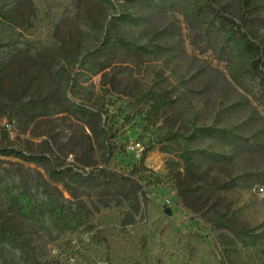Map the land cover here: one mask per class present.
Instances as JSON below:
<instances>
[{
	"label": "rangeland",
	"instance_id": "374dc122",
	"mask_svg": "<svg viewBox=\"0 0 264 264\" xmlns=\"http://www.w3.org/2000/svg\"><path fill=\"white\" fill-rule=\"evenodd\" d=\"M5 7L11 38L23 44L2 52L0 147L49 153L58 168L73 166L89 179L73 192L88 207L92 224L59 239L0 196L1 219L32 252L56 264H228L222 247L234 229L264 230V189L219 185L238 176V166H186L162 149L171 132L187 136L196 126H215L219 112L227 117L222 108L243 100L221 64L211 60L212 68L195 73L207 65L205 54L187 44L169 61L132 46L100 51L96 58L106 68L85 89L93 91L104 114L90 112L83 119L67 110L71 93L52 68L56 61L99 46L114 15L145 16L146 22L122 24L116 32L132 44H147L149 34L171 24L185 33L180 14L148 13L137 0H23ZM147 90L169 103L154 113L139 100ZM237 109L231 119L240 121L247 112ZM194 146L221 150L210 140ZM95 166L133 176L145 194L122 178L105 187L94 179ZM0 170V184L4 175L47 180L44 166L17 157L1 156ZM262 246L240 244L239 264H260Z\"/></svg>",
	"mask_w": 264,
	"mask_h": 264
},
{
	"label": "trees",
	"instance_id": "16d2710c",
	"mask_svg": "<svg viewBox=\"0 0 264 264\" xmlns=\"http://www.w3.org/2000/svg\"><path fill=\"white\" fill-rule=\"evenodd\" d=\"M0 62L3 51H11L23 44L20 38H11L8 30V9L13 2L23 0H0ZM148 13L180 14L183 18L185 33L175 24L160 29L147 36V44H132L116 32L122 24H139L147 19L142 15L129 12L114 15L100 45L86 49L81 56H66L53 64L55 74L66 84V92L71 93L67 110L85 119L90 113L104 114L99 99L85 86L92 77L102 72L106 66L100 65L96 54L116 46H132L146 55H155L169 61L180 51L189 48L209 59L201 70L212 68L211 60L225 69L226 76L243 94V100L232 102L222 108L215 117V126H196L193 132L183 136L171 132L164 138L162 149L174 153L186 166L207 164L236 165L240 174L219 185L226 188L241 186L246 189H264V0H137ZM176 39L170 42V38ZM178 79L185 82L183 74ZM142 103H149L153 112L169 103L156 90H147L139 96ZM237 108L246 109L247 116L242 120L231 119ZM231 119V120H229ZM210 140L219 143L221 150L216 152L194 144ZM1 156H12L24 161L44 166L47 180L36 179L24 182L19 178L5 175L1 178L0 196L38 229L59 239L67 232H76L90 226L91 216L83 200L76 198L74 186L87 184L88 177L73 166L58 168L49 153L27 154L17 147H0ZM144 154L140 164H143ZM108 157H103L104 164ZM89 165V164H88ZM137 167V165L135 166ZM94 179L105 187H111L121 178L130 182L145 194L142 186L131 175H122L106 166H95ZM1 176L3 175L0 170ZM67 193H66V192ZM225 225L223 221H217ZM233 237L225 238L222 247L228 264H239L238 254L242 245H264V230L248 232L234 229ZM264 255V246H262ZM0 264H56L43 260L32 252L29 244L21 239L16 231L0 217ZM264 264V259L260 262Z\"/></svg>",
	"mask_w": 264,
	"mask_h": 264
},
{
	"label": "built area",
	"instance_id": "2783aa9c",
	"mask_svg": "<svg viewBox=\"0 0 264 264\" xmlns=\"http://www.w3.org/2000/svg\"><path fill=\"white\" fill-rule=\"evenodd\" d=\"M260 190H262V189H260Z\"/></svg>",
	"mask_w": 264,
	"mask_h": 264
}]
</instances>
